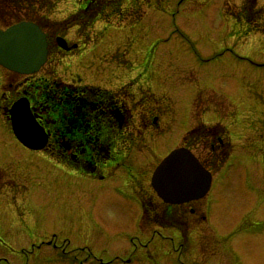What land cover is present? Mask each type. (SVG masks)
Instances as JSON below:
<instances>
[{
	"label": "rangeland",
	"instance_id": "obj_1",
	"mask_svg": "<svg viewBox=\"0 0 264 264\" xmlns=\"http://www.w3.org/2000/svg\"><path fill=\"white\" fill-rule=\"evenodd\" d=\"M126 1L121 14L111 11L79 38L76 25L66 33L56 23L76 9L74 0L26 8L23 0H0V27L36 9L49 34L79 43L56 66L63 81L115 90L134 122L128 160L94 178L18 143L0 113V166L14 177L1 191L8 201L0 202V264H264V31L245 34L242 0ZM257 5L264 12V0ZM59 55L50 53L37 75L48 76ZM25 78L0 67L1 95ZM193 123L223 136L219 155L209 151L210 135L193 148L219 169L204 197L167 206L150 185L151 172ZM52 168L63 177L45 178ZM46 185L68 190L50 195ZM141 192L185 227L181 235L171 223L144 222Z\"/></svg>",
	"mask_w": 264,
	"mask_h": 264
},
{
	"label": "trees",
	"instance_id": "obj_2",
	"mask_svg": "<svg viewBox=\"0 0 264 264\" xmlns=\"http://www.w3.org/2000/svg\"><path fill=\"white\" fill-rule=\"evenodd\" d=\"M35 1L45 4L47 0H23L22 5L27 7ZM76 1L78 3L76 11L69 13L63 20L57 22V25H60L61 30L77 25L79 34L85 37H88V28H91L98 18L109 19L111 11L117 12L121 4V0ZM31 14L25 15L34 18ZM139 14L138 12L136 17ZM237 15L244 21L245 34L254 30L264 31V24H259L264 12L261 6L257 5V0H242ZM29 86L36 97V109H44L42 111L47 114L45 117L51 123L52 141L61 151L57 155L53 154L58 161L94 177H102L105 170L121 164L124 156L114 149L119 142L125 141V131L131 125V113L125 104L120 103L114 92L90 85L63 82L52 75V71L48 76L35 78ZM61 125L63 133L59 131ZM198 131L199 129H194L192 133ZM60 134L66 138L63 143L65 141L71 143L69 150H65L61 142L63 136ZM190 137L191 134L188 138ZM82 142L85 145L78 146V143ZM75 145L78 151L75 150L72 155V148ZM141 203L145 220L171 223L156 216L150 200L146 199L144 194H141Z\"/></svg>",
	"mask_w": 264,
	"mask_h": 264
},
{
	"label": "water",
	"instance_id": "obj_3",
	"mask_svg": "<svg viewBox=\"0 0 264 264\" xmlns=\"http://www.w3.org/2000/svg\"><path fill=\"white\" fill-rule=\"evenodd\" d=\"M56 41L63 48H70L63 37L57 36ZM46 53V36L36 23L20 21L0 29V64L28 73L40 67ZM8 111L16 136L29 147H41L45 133L32 114L28 100L18 99ZM151 185L165 201L182 202L197 198L208 190L210 173L188 149L180 147L172 150L156 166Z\"/></svg>",
	"mask_w": 264,
	"mask_h": 264
},
{
	"label": "flooded vegetation",
	"instance_id": "obj_4",
	"mask_svg": "<svg viewBox=\"0 0 264 264\" xmlns=\"http://www.w3.org/2000/svg\"><path fill=\"white\" fill-rule=\"evenodd\" d=\"M47 32V31H46ZM55 50L58 52V51H62V49H60L58 46H55ZM3 78V77H2ZM35 79V76H30V77H27V78H25V79H23L21 82V84H19V86L17 85L16 86V89H15V92H8V94H6V95H4V97H3V95H1L2 94V92L0 93V103H1V106L5 109L7 106H9L10 105V103L14 100V99H16L17 97H19V96H21V95H23V96H26L29 100H30V103L34 106V108H33V110H34V112H35V115L38 117L37 118V120H39L43 125H44V127H45V129L47 130V132H48V135H49V140H48V143L46 144V146L41 150L43 153H45V154H51L52 153V155L53 154H58V153H60L61 151H60V149H58L57 147H56V144L52 141V131H51V123L49 122V119L47 118V117H45V115H47V114H45V113H43V111L42 110H44V109H42V110H39V109H36L37 107L35 106V100H36V97L34 96L35 94H34V91L32 90V89H30V86H29V84H30V82H32L33 80ZM5 81H8V84H9V86H11V84H12V80H4V82ZM9 91V90H8ZM44 108V107H43ZM49 115V114H48ZM62 124V123H61ZM61 133H63L64 131H63V127H62V125L60 126V130H59ZM60 136H63L62 138H61V142H62V144H63V146H64V148H65V150H69L70 148H71V143L69 142V141H65L64 143H63V141L66 139L65 137H64V135H61L60 134ZM79 144H82V145H85L83 142L82 143H78V146H79ZM214 147V145L213 144H211V148H213ZM75 150H77L78 151V148H77V145H75L74 146V148H72V155L75 153L74 151ZM37 151V150H36ZM17 163L19 162L17 159L15 160ZM25 171V169L22 171V172H20V174H22V177H24L25 178V176H26V172H24ZM14 180V177L13 176H10V174H8V172H6V170L3 168V167H1L0 166V202L1 201H5V202H7L8 200L5 198L6 196H7V191H5V193H4V197H1V191L2 190H4V188H6V189H9L10 188V184H11V182ZM262 182H264V180L262 181ZM260 184V183H259ZM252 185H254L253 183H252ZM26 186V185H25ZM36 186H38V185H36ZM35 186V187H36ZM257 187H259V185L257 186ZM256 187V188H257ZM259 191H262L261 190V188H257ZM20 191V190H19ZM13 192V191H12ZM11 192V193H12ZM10 193V194H11ZM46 237V236H45ZM44 237V238H45ZM44 242V240H42L41 239V241L39 242V243H32V247H34L35 246V244L37 245L38 244V246L39 245H41L42 243ZM37 246V247H38Z\"/></svg>",
	"mask_w": 264,
	"mask_h": 264
},
{
	"label": "bare ground",
	"instance_id": "obj_5",
	"mask_svg": "<svg viewBox=\"0 0 264 264\" xmlns=\"http://www.w3.org/2000/svg\"><path fill=\"white\" fill-rule=\"evenodd\" d=\"M55 172V168H52V170H51V173H49L48 175H46L47 174V172H45L46 174L44 175L45 176V178H50V177H52L53 175L55 176V177H57V178H60V177H63L62 176V174L61 173H58V174H55L54 173ZM45 183H43V185H44ZM34 186H36V184H34ZM45 187V186H44ZM46 187L48 188V190H49V192H50V195H56V194H58L59 196L60 195H62L63 197L65 196L64 195V193H65V191H67L68 189H67V187H64V185H61V186H55V185H46ZM207 193V192H206ZM205 193V194H206ZM204 194V195H205ZM62 196H61V198H62ZM60 198V197H59Z\"/></svg>",
	"mask_w": 264,
	"mask_h": 264
}]
</instances>
